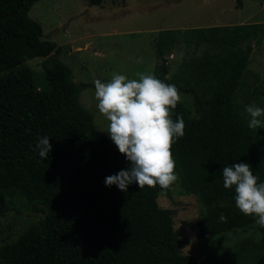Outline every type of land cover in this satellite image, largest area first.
<instances>
[{"label": "trees", "instance_id": "trees-1", "mask_svg": "<svg viewBox=\"0 0 264 264\" xmlns=\"http://www.w3.org/2000/svg\"><path fill=\"white\" fill-rule=\"evenodd\" d=\"M35 1L0 0V197L23 196L42 214L0 244V264H199L182 251L173 210L159 204L171 186L131 184L125 192L105 184L130 162L80 101L92 84L52 59L63 46L43 37L41 22L29 14ZM156 35L153 74L194 99V113L181 102L173 110L174 120L184 117L185 135L172 152L182 186L207 206L197 236L254 223L257 216L236 207L234 187L224 188L222 168L250 163L264 183V134L248 127L236 101L251 54L264 40V21L186 27L183 39L208 47L172 77L167 54L178 30ZM37 55L44 57L41 75L28 63ZM42 136L51 139L47 160L34 150Z\"/></svg>", "mask_w": 264, "mask_h": 264}, {"label": "rangeland", "instance_id": "rangeland-1", "mask_svg": "<svg viewBox=\"0 0 264 264\" xmlns=\"http://www.w3.org/2000/svg\"><path fill=\"white\" fill-rule=\"evenodd\" d=\"M29 14L41 22L43 37L63 46L52 59L59 58L70 65L77 81L92 84L81 91L80 101L107 133L109 122L97 108L94 80L106 83L114 73L129 79H138V73L153 74L158 61L156 33L163 28L178 30V43L167 56L170 77L182 73L186 61L208 47L205 42L183 39V29L264 21V0H103L101 4L91 0H36ZM43 60L38 55L28 60L38 75L44 71ZM179 92V102L194 113L193 96L187 91ZM236 101L249 118L247 105L255 102L264 107V40L251 54ZM257 129L264 134V128ZM110 141L116 146L111 138ZM176 172L178 181L168 192H161L158 200L161 206L173 210L175 227L185 244L182 251L195 254L199 264H264V234L255 222L197 236L196 223L207 206L199 193L182 186L177 169ZM41 214L23 196H1L0 244Z\"/></svg>", "mask_w": 264, "mask_h": 264}, {"label": "clouds", "instance_id": "clouds-1", "mask_svg": "<svg viewBox=\"0 0 264 264\" xmlns=\"http://www.w3.org/2000/svg\"><path fill=\"white\" fill-rule=\"evenodd\" d=\"M137 76L138 79H129L114 73L106 83L94 80L97 108L109 122L107 133L130 162L126 170L106 177L105 184L125 192L131 184H138L140 189L157 184L167 189L179 179L172 147L185 135L183 115L173 119L180 92L174 84L154 74ZM246 112L250 116L249 128H264V107L252 102ZM34 150L47 160L52 152L51 139L38 137ZM222 175L224 188L234 187L236 207L246 216H257L255 223L264 228V183H258L252 165L237 162L223 167ZM220 220L226 222L227 217L221 214Z\"/></svg>", "mask_w": 264, "mask_h": 264}]
</instances>
